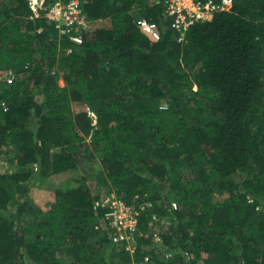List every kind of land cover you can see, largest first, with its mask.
Wrapping results in <instances>:
<instances>
[{
	"label": "trees",
	"instance_id": "16d2710c",
	"mask_svg": "<svg viewBox=\"0 0 264 264\" xmlns=\"http://www.w3.org/2000/svg\"><path fill=\"white\" fill-rule=\"evenodd\" d=\"M54 1L0 0V264H264V0L186 30L165 0H81V42ZM112 193L141 210L134 251Z\"/></svg>",
	"mask_w": 264,
	"mask_h": 264
},
{
	"label": "built area",
	"instance_id": "2783aa9c",
	"mask_svg": "<svg viewBox=\"0 0 264 264\" xmlns=\"http://www.w3.org/2000/svg\"><path fill=\"white\" fill-rule=\"evenodd\" d=\"M167 12L173 16L172 25L178 29L186 30L188 26L197 19H209V14H214L217 8L229 7L232 0H223L222 4L213 3L212 0L202 2V0H165ZM49 17L57 21L61 33H68L70 37L81 42V25L84 21V12L81 7V0H55L50 4ZM138 24L147 27L152 35L160 38V31L155 21L140 17ZM150 203V202H149ZM96 205L107 207L105 211V222L113 230L112 238L114 242L121 239L130 240L129 246L132 251L135 249V231L138 229L140 208L127 204L114 193L107 194L102 200H98ZM173 205L176 207L177 202ZM143 207V205L141 206ZM155 240H160V234L154 232ZM148 260V256L145 257Z\"/></svg>",
	"mask_w": 264,
	"mask_h": 264
},
{
	"label": "rangeland",
	"instance_id": "374dc122",
	"mask_svg": "<svg viewBox=\"0 0 264 264\" xmlns=\"http://www.w3.org/2000/svg\"><path fill=\"white\" fill-rule=\"evenodd\" d=\"M37 8L36 5L33 6V9L35 10ZM49 12H47V16ZM212 16V13L209 14V17ZM63 71L60 72L59 74V80H58V83L60 85H63L65 83V80L63 78ZM42 93H40L39 95L41 96ZM10 154H12V150H8ZM99 162H95L94 164L93 163H90L88 162V166H89V169H97L99 168ZM0 167L1 168H8L10 167V163L9 161L7 160H3L1 163H0ZM11 168V167H10ZM77 171H63V172H60V173H57V174H54V175H51L50 176V180L49 182H52V183H55V184H62V183H66L69 181V183L72 182V175H76L77 176ZM79 175V174H78ZM91 182H93V184H95L96 186L100 184V181H99V178L96 174H93L91 175L90 179H89ZM31 197L34 199L35 202L39 203L40 205H42L43 208H45L47 206V203L48 201L50 200V197H51V190H49L48 188H45V187H35L33 188L32 190V193H31ZM25 220H27L28 218H32V215L30 214H25ZM169 254H171V252H168ZM138 264H146V262H140Z\"/></svg>",
	"mask_w": 264,
	"mask_h": 264
},
{
	"label": "clouds",
	"instance_id": "9594fccd",
	"mask_svg": "<svg viewBox=\"0 0 264 264\" xmlns=\"http://www.w3.org/2000/svg\"><path fill=\"white\" fill-rule=\"evenodd\" d=\"M145 260V259H144ZM145 261H147V260H145Z\"/></svg>",
	"mask_w": 264,
	"mask_h": 264
}]
</instances>
